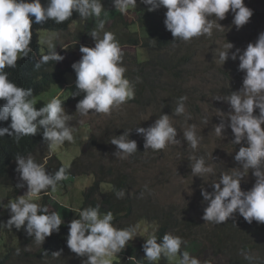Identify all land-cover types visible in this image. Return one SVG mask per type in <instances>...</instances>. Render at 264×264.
<instances>
[{
  "label": "clouds",
  "instance_id": "clouds-1",
  "mask_svg": "<svg viewBox=\"0 0 264 264\" xmlns=\"http://www.w3.org/2000/svg\"><path fill=\"white\" fill-rule=\"evenodd\" d=\"M258 10L255 13L257 19L264 23V9ZM229 11L233 14L232 24L237 29L248 23L253 15V10L245 5L244 0H141L139 6L137 0H0V100L3 101L0 103V121L9 117L11 121L8 127H0V139L7 137L4 141L16 142L24 136L36 137L38 145L35 152L41 146L56 147L65 141L73 142V129L69 126L72 117L65 108L75 107V112L81 116L90 113L110 115L121 105L132 103L135 92H142V86L138 83L140 78L146 88L141 98L149 102L146 110H142L140 105L137 107L136 117L160 108L157 119L138 124L124 117L121 123L110 126L115 136L110 141L106 137V142L116 146L113 155L127 159L144 143V149L152 151L155 161L158 158L155 151L180 144L181 141V151L173 157L187 155L193 176L203 179L215 175L213 166L207 165L200 153L202 137L198 136L197 127L191 122L194 115L202 119L205 135L222 142L230 138L232 149L236 144H241L234 156L240 166H233L231 157L226 169L228 172L220 174L219 179L212 182L213 191H205L201 186L200 192L208 203L202 217L205 222L221 224L232 217L244 222V226L255 229L249 231L244 228L243 232H237L242 241L234 246L235 249L229 245L239 254L248 256L239 249V244L245 241L243 237L248 232L264 231V31L253 37L258 36L255 43L247 44L244 41L238 49L230 50L233 44L228 42L227 32L218 23L226 18ZM75 22L85 23L88 29L82 41L64 46L56 37L46 43L42 41L41 33H64ZM43 23H46L49 32ZM156 23L158 30L153 29ZM135 24L142 29L146 39L137 35L123 40L118 38L117 33ZM217 32L221 34L215 35ZM207 37L225 39L223 49L216 53V62L220 66L233 64L235 70L245 73L240 89L237 78L228 90H225L227 83L218 82V87H210L213 99H224L229 103L231 109H225L226 115H221L225 113L220 111L221 114H218L215 108L210 107L212 104L204 99L205 104L199 101L197 94L207 91L190 79L192 73L187 71L185 65L193 59L189 62L172 59L174 54L183 55L181 46L185 47L183 51L189 45L196 54H204L198 44ZM192 42L196 44L190 45ZM125 47H131L135 52L129 56ZM32 53L37 60L35 70L51 61V71L61 74L62 80L53 82V78L40 92L10 81L5 68H15L17 61L29 55L32 57ZM153 67L157 79L140 76L142 70L149 73ZM165 70L167 76L163 77ZM217 72L224 80L229 78L226 69L219 67ZM128 75L129 79L125 77ZM152 86L157 87V92L152 91ZM217 91L225 92L228 96H216ZM44 95L48 96L43 98ZM48 97L52 99L49 101ZM210 120L215 122L214 128ZM184 121L192 125L183 131L184 139L178 140L176 136L180 139V127ZM131 123L135 127L128 129ZM117 127H121V134H116ZM186 144L191 151L185 148ZM208 145L203 146L201 151L203 148L210 150L214 160L213 156L219 155L220 149ZM22 150H15L17 154L14 156L12 153L6 156V162L9 159L8 178L0 179V195L6 197L14 185V194L20 189H27V192L7 202L10 216L0 226L9 231L13 226L17 230L22 229L27 234L26 238L30 241L34 239L41 248L35 253L37 256L29 261L20 259L18 264L35 260L40 264H61L62 261L44 255L51 252L54 257H59L65 245L70 251L64 253L73 259V262L65 264H78L73 253L86 257L83 264H111L107 258L117 256L138 235L136 229L117 228L119 223H112L114 212L101 214L99 205L87 208L81 205L85 208L81 210L60 204L58 187H65L66 191L74 190L75 179L83 173L60 162L61 167L58 169L57 166L55 173L53 170L48 173L46 167L49 163H44L38 157L33 158L35 153L24 157L20 153ZM165 158L166 152L161 160ZM150 165L154 167L155 162ZM242 179L244 182L240 184ZM115 195L118 199L123 198L125 191L118 190ZM0 207H5L3 201H0ZM63 211H74L78 218L68 223L63 218ZM133 213L137 211L130 216ZM182 243L181 237L170 233H165L158 243L153 234L142 245L144 253L134 250L133 255L138 261L123 258L117 262L157 264L162 257L172 259L179 254L178 264H200L188 252H180ZM131 247L134 249L135 246L131 244ZM11 254L0 261L5 260L6 263ZM41 257L44 259L41 260ZM14 261L16 259L12 258L10 264ZM249 261L251 264H264V249L260 258L249 257Z\"/></svg>",
  "mask_w": 264,
  "mask_h": 264
},
{
  "label": "rangeland",
  "instance_id": "rangeland-1",
  "mask_svg": "<svg viewBox=\"0 0 264 264\" xmlns=\"http://www.w3.org/2000/svg\"><path fill=\"white\" fill-rule=\"evenodd\" d=\"M140 1L141 0H137V6L140 5ZM263 2L264 0H244L245 5L253 10V15L250 17L249 22L239 29L232 24L233 14L231 11L226 14L225 19L218 21V23L224 27L223 30L227 32L228 42L233 44V48L230 50L238 49L244 41H247V44L249 42L255 43L258 36L255 39H253V37L256 36L257 33L264 31V23L260 22V20L257 19V14H255L259 8L264 9V6L262 5ZM153 29L158 30V23L154 24ZM87 32L88 29L86 28L85 23L75 22L70 26L69 30L64 33L56 35L41 33V36L42 41L45 43L51 38L56 37L58 38V42L64 46L66 43L71 44L74 41H82L84 37L87 36ZM100 34L102 36L103 31ZM220 34L221 33L217 32L215 35L218 36ZM135 35L139 36L143 40L146 39L143 35L142 29L137 24L130 25L127 29H123L120 33H117L120 40L125 39V37H134ZM221 41L222 39L220 38L207 37L205 41L198 44L200 51H204V54L194 55L193 60L185 66L187 71L192 73L190 74V79L197 86L207 91L197 94L199 101L205 104L203 102L204 99L206 102L212 104L210 107L215 108L218 111V114H221L219 113L220 111L225 113L221 115H226L225 109H231L229 103L224 99H213L214 96L210 87H218V82L227 83L228 85L225 87V90H228L233 81L237 78L239 80L240 89L245 73L243 71L239 72L235 70L233 64H223L220 66L216 62L218 59L216 53L218 50L223 49L225 39H223L220 45ZM124 49L129 56L135 52V49L131 47H125ZM71 50H74V47H71ZM124 57L125 54H123V59ZM123 64L124 62L122 60V65ZM219 67L228 71V79L224 80V78L218 74L217 68ZM60 69H62V66H60ZM156 75L157 72L153 67L148 73V78L155 79ZM166 76L167 70L163 72V77ZM138 83L142 86V92H145L146 88L142 85L140 78ZM230 92H232V90ZM217 95L220 97L228 96V94L221 91H217L216 96ZM47 96L48 95H44L42 97L45 98ZM51 99L52 98L48 97L49 101ZM138 106L139 105L135 103H130L128 105L125 103L121 105L118 110H113L110 115L90 113L88 116H81L78 112H75V107L65 108L66 113L70 114L72 117L69 121V126L73 129L74 141H65L62 145L56 147H52L50 145L47 147L41 146L32 156L33 158H40V160H43L44 163L45 161L46 163H49L46 167V171L48 173H50L51 170H53V173L55 172L58 162L70 166L78 172H84L80 177L75 179L76 182L74 190L66 191L65 187H58L59 203L74 209L82 210L86 208L81 207L84 203V197L82 196L83 192L87 191L90 193L91 197L101 203L104 199L103 195L109 194V191L113 186V183L109 181L108 176L96 177L90 172L91 170H98V168H100L99 166L103 164L105 169L112 166V170L115 172L116 177L119 176V173H124L123 176H125V178L126 174L128 175V193L126 196L131 198V205L137 208V213H133L132 216L123 218L122 225L124 226L123 229L135 228L138 235L129 241L125 248L120 253L116 254L117 256L107 258L110 259L111 264L120 261L123 258L126 260L135 259L138 261V258L133 255L134 250L144 253L142 245L144 244L145 239L148 238V235L150 236L151 234H154L161 225L162 221L159 220L161 211L163 214L172 212L178 216L180 215V219L183 220H193L195 224H198L201 227L211 226L209 222H205L202 218L203 211L205 207H207L208 203L204 201L200 188L202 186L205 188V191L212 192V182L217 181L220 174L228 172L226 169L229 168L231 157L233 158L231 164L236 167L240 166V164L234 160V156L241 144H236L232 149L230 138L222 142L217 140L215 137L205 135L204 123L202 119L198 115H194L191 118V122L197 127V131L200 134L197 135L202 137L200 139L199 148H202L203 146L208 147V144H210L212 148L220 149L219 155L213 156L212 154L214 158L213 160L210 155L212 153L210 150L203 148L201 151L200 148V153L205 158L206 164L213 166L216 174L206 176L203 179L199 176H193L191 170H189L191 162L188 160L187 155L173 157L181 151L180 141V144L170 145L168 148L155 151V154L158 157L156 158L157 160L154 161L155 166H145V177L143 168L145 162L137 163L133 160L132 155L127 159L117 158L113 155L116 151V146L110 142H106V137H108L110 141L115 136L109 127L113 126L115 123H121V119L124 117H127V119L133 120L138 124H146L157 119L160 108L154 109L153 113L151 110L144 112L137 118L136 115L138 114ZM35 107L37 108V104ZM89 111L91 112L92 110ZM148 116L149 118L146 119ZM185 123L186 121H184L183 125L180 127V139L176 136V139L178 140L184 139L183 131L192 125L190 123ZM210 123L211 127L214 128L213 125H215V122L210 120ZM116 129V134L122 133L121 127H117ZM185 148L188 151H191L188 144H186ZM52 152L54 154H52ZM165 152L166 158L161 160V158L164 157ZM50 153L51 157L49 158ZM115 180H117V178H115ZM119 180L120 179H118L117 183ZM96 182H98V185L100 186L98 191L95 190L98 186H95ZM243 182L244 179L241 180L240 184ZM145 185H147V189L145 188ZM14 189L15 185L10 188L6 197L5 195H0V201H3V204H5V207H0V223H6L9 219L10 212L6 208L7 202L13 201L27 192V189H20L16 194H14ZM136 193H138V195H136ZM141 193H143V195H141ZM8 197H11V199ZM52 207L55 208L54 206ZM71 212L72 213H65V211H63V213H65L63 218L65 221H68V223L71 220L78 218V214L76 212ZM69 214L70 217L68 218ZM144 215L151 216L154 220L144 218ZM226 222L233 223V218L230 217L221 224ZM179 230L186 233L185 235L184 233L176 230V233L174 234V236H179L184 241L181 245V253L188 252L190 256L197 258L200 261V264H228L227 253L219 251L213 245L194 235V233L198 230L197 226H188L186 229L181 228ZM237 231L243 232L241 228H237ZM189 232H191V234H189ZM179 233L184 235H180ZM26 235L27 234L22 229L17 230L14 226L11 231L0 226V260L9 253H13L12 258H15L17 255V249H19V252L22 251L24 253H29L30 255L39 252L41 247L36 244L34 239L32 241L28 240ZM243 239L245 241L239 244V249L243 253H247V255L251 258H260L264 249V231L257 233L248 232L245 234ZM131 244L135 246L134 249L131 247ZM68 250L70 251L67 245L62 248L61 255L59 256L62 257V262L61 258L57 256L54 259L56 260V258H58V261L61 262V264L73 262V259L64 253ZM231 250L233 251V249ZM179 258V254L176 258L172 259L162 257L157 264H178ZM85 259L86 257H82L78 261V264H83ZM19 262L20 259L14 261L12 264H18ZM26 264H40V262L35 260Z\"/></svg>",
  "mask_w": 264,
  "mask_h": 264
},
{
  "label": "trees",
  "instance_id": "trees-1",
  "mask_svg": "<svg viewBox=\"0 0 264 264\" xmlns=\"http://www.w3.org/2000/svg\"><path fill=\"white\" fill-rule=\"evenodd\" d=\"M44 28L48 31L50 29L46 27V23L42 24ZM34 26V25H33ZM32 26V27H33ZM196 42L190 43V45H194ZM187 45V44H186ZM185 45V46H186ZM31 46V45H30ZM183 55L178 56L176 54L173 55L172 59L174 61L179 62H189L193 59V56L196 54V51L191 49L188 45L187 49H185L184 46L180 47ZM35 55L32 53V57L24 58L22 61H17V65L15 68H5V71L8 73V79L12 82H14L17 86L23 87V88H31L34 89L36 92H40L42 89H44L48 85V81H51L53 78V82L55 81H61L62 75L58 73H54L51 71L53 62L49 61L47 64H44L41 66L39 70L34 69V64L36 63ZM221 73L226 74L224 71L220 70ZM142 78H148V73L144 72L142 70V73L140 75ZM127 79L130 78V75L125 76ZM55 80V81H54ZM214 90H218V88H215ZM141 90H138V92H135V98L132 99V103H136L140 105V108L142 110H146V106L148 105L147 100H142V93ZM152 91L157 92V87L152 86ZM30 99V98H29ZM0 103H3L2 100H0ZM10 117L8 120L0 121V127H8L10 125ZM135 127V124L131 123L128 124L127 128H133ZM5 138L3 137L0 139V179L1 178H8V169L7 165L9 163V159L6 162V156L10 153H12V156L16 155L17 153L15 150L17 149H23L20 153H23L22 156L27 157L30 153H35V150L38 145V140L36 137H30V136H24L19 141L16 140V142L13 141H4ZM14 151V152H13ZM152 151L145 150L144 149V143L141 144L137 150L136 153L132 155L133 160H135L137 163H142L143 161L146 163L145 166H151V162H154V157L152 156ZM58 169L61 167V164H58ZM98 170H91L90 172L94 174L96 177H102V176H108L109 181L113 183V186L111 187V190L109 191V194L103 195L104 199L101 203L97 202L95 198L91 197L90 193L87 191L83 192L84 197V207H95L96 205H99V211L101 214L107 213L109 211H113L114 213V220L113 225L119 223L117 225V228L123 229L122 221L123 218L130 216L132 212H136L137 208L131 205V198L127 197L128 193V175L126 174L123 176L124 173H119V176H115V172H113L112 166H109L105 169L104 165L102 164L99 166ZM55 169V172L58 170ZM95 169V168H93ZM54 172V173H55ZM84 173V172H83ZM133 173V172H132ZM115 176V177H114ZM117 178V180H115ZM119 182L117 183V181ZM98 180V179H97ZM98 185V182H96V185ZM127 188V189H126ZM100 186L98 185L95 190H99ZM123 189L125 191V196L123 198L118 199L115 195L116 191ZM73 190V189H72ZM96 192V191H95ZM138 195V193H136ZM180 216V215H179ZM177 214H174L172 212H168L167 214H163L161 211L160 221L161 225L159 226V229L154 233V235L157 237V242L159 243L162 239L163 235L165 233H170L174 235L176 230L184 233L182 230H179L181 228L186 229L188 226L192 227L193 225L198 227V230L194 233L195 236L200 237L202 240L207 241L211 243L215 248H217L219 251H223L224 253H227L229 261L228 264H251L249 261V257L239 254L237 250H231L229 245L235 246L237 243L241 242V238H239L241 235H239L237 232V228L241 229H249V231H255L254 228H248L244 226V222L242 221H236L233 220V223H223V224H209L211 226H204L201 227L198 224H195L193 220H183L180 219ZM144 218H149L150 220H154L151 216H145ZM229 223V224H228ZM136 224V223H135ZM180 235H186V233ZM191 234V232H189ZM153 235V234H151ZM150 235V236H151ZM147 236L148 238L150 237ZM235 249V247H234ZM227 251V252H225ZM12 255V254H11ZM9 256L6 264H10L12 260V256ZM74 258L79 261L82 257L77 256L75 253L73 254ZM34 256H37L36 254L30 255L29 253L19 252V254L16 255L14 259L22 261H29ZM47 257L55 258L54 254L49 252V255H44ZM248 257V258H246ZM61 258L62 261V257ZM44 258L41 257V260ZM5 260L0 261V264H4ZM56 261H58V258H56ZM59 262V261H58ZM57 264V263H56ZM115 264H121V262H116ZM126 264H134L133 262H127Z\"/></svg>",
  "mask_w": 264,
  "mask_h": 264
},
{
  "label": "bare ground",
  "instance_id": "bare-ground-1",
  "mask_svg": "<svg viewBox=\"0 0 264 264\" xmlns=\"http://www.w3.org/2000/svg\"><path fill=\"white\" fill-rule=\"evenodd\" d=\"M48 31V30H47Z\"/></svg>",
  "mask_w": 264,
  "mask_h": 264
}]
</instances>
